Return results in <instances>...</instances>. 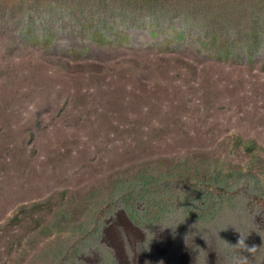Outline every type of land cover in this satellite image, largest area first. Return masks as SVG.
Returning a JSON list of instances; mask_svg holds the SVG:
<instances>
[{
	"label": "rangeland",
	"instance_id": "374dc122",
	"mask_svg": "<svg viewBox=\"0 0 264 264\" xmlns=\"http://www.w3.org/2000/svg\"><path fill=\"white\" fill-rule=\"evenodd\" d=\"M0 264H264V0H0Z\"/></svg>",
	"mask_w": 264,
	"mask_h": 264
}]
</instances>
